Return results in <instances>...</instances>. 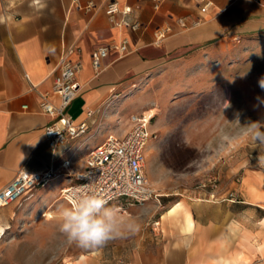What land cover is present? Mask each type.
<instances>
[{
	"label": "crops",
	"instance_id": "crops-1",
	"mask_svg": "<svg viewBox=\"0 0 264 264\" xmlns=\"http://www.w3.org/2000/svg\"><path fill=\"white\" fill-rule=\"evenodd\" d=\"M116 1L120 7L131 6L129 19L141 23L138 29L113 26L104 12L108 0H0V188L20 169H60L70 153L82 151L85 156L105 138H99L102 133L118 134L120 120L112 122V110L115 105L121 110L125 100L116 104L117 98L140 77L170 67L194 48L226 34L264 30V0H211L207 10L196 0H159L157 7L154 0ZM179 17L190 26L182 28ZM195 20L199 22L191 25ZM165 25L172 30L161 44H154V30ZM123 38L130 51L109 50L96 72L93 50ZM71 45L79 48L73 57L82 66L77 95L67 111L75 123L85 122L89 132L52 152L44 133L51 118L38 100L51 88L60 53ZM65 183V177L57 175L21 199L27 200L23 208L1 206L0 234L9 232L13 220L29 206L38 209L49 200H61ZM262 190V179L250 174L239 186L236 202L176 200L150 216L148 223L159 219L156 233L148 226L138 228L73 257H49L44 264H264Z\"/></svg>",
	"mask_w": 264,
	"mask_h": 264
},
{
	"label": "rangeland",
	"instance_id": "rangeland-1",
	"mask_svg": "<svg viewBox=\"0 0 264 264\" xmlns=\"http://www.w3.org/2000/svg\"><path fill=\"white\" fill-rule=\"evenodd\" d=\"M184 55L170 67L140 77L116 100V104L125 100L121 110L115 105L110 117L121 122L118 134L129 128L132 112L153 114L145 171L163 194V207L150 201L144 208L121 202L109 205L119 210L125 224L120 236L104 244L134 232L126 227L129 222L139 229L151 228L150 216L176 200H223L230 192L238 197L239 186L250 174L264 182V89L258 83L264 77V30L226 34ZM85 156L82 151L70 153L71 167H81ZM26 201L10 205L21 209ZM61 205L67 206L62 200H49L38 209L29 206L15 218L9 232L0 234V262L44 264L49 257L60 260L91 249L77 247L59 231Z\"/></svg>",
	"mask_w": 264,
	"mask_h": 264
},
{
	"label": "built area",
	"instance_id": "built-area-1",
	"mask_svg": "<svg viewBox=\"0 0 264 264\" xmlns=\"http://www.w3.org/2000/svg\"><path fill=\"white\" fill-rule=\"evenodd\" d=\"M159 0H154L157 7ZM202 10H207L211 0H196ZM104 12L113 26L138 29L141 23L130 20L131 6L120 7L116 0H108ZM195 20L191 25L197 24ZM177 23L186 28L190 26L184 18H177ZM172 30L170 25L157 27L153 32V43L159 45ZM117 50L120 54L130 51L126 38L111 44L96 47L91 54L94 70L98 72L109 50ZM79 48L71 45L60 53L54 68L51 88L39 95V105L51 120L44 128L45 137L52 152L65 147L70 139L84 134L87 130L85 122L75 123L67 109L77 95V74L81 70V61L73 57ZM26 75V74H25ZM27 77V75H26ZM143 110L129 116V128L122 134L109 133L105 138L92 147L86 154L80 170L71 167V159L60 162V169L48 167L39 171L18 170L13 178L0 188V207L21 200L31 194L38 187L48 184L55 176L63 175L66 183L60 187L59 195L67 206L84 194H94L107 201V205L125 204L144 205L154 202L163 207L158 192L149 182L145 171V151L152 135V112ZM236 202L233 192L225 198ZM117 206V205H116ZM159 219L151 221L154 233L159 230Z\"/></svg>",
	"mask_w": 264,
	"mask_h": 264
},
{
	"label": "clouds",
	"instance_id": "clouds-1",
	"mask_svg": "<svg viewBox=\"0 0 264 264\" xmlns=\"http://www.w3.org/2000/svg\"><path fill=\"white\" fill-rule=\"evenodd\" d=\"M258 83L264 89V77ZM106 205L107 201L94 194L81 195L69 206L61 205L57 209L59 231L70 243L83 249L103 245L120 236L125 222L119 218L118 209ZM126 227L131 231L138 229L131 222Z\"/></svg>",
	"mask_w": 264,
	"mask_h": 264
},
{
	"label": "bare ground",
	"instance_id": "bare-ground-1",
	"mask_svg": "<svg viewBox=\"0 0 264 264\" xmlns=\"http://www.w3.org/2000/svg\"><path fill=\"white\" fill-rule=\"evenodd\" d=\"M1 237V236H0Z\"/></svg>",
	"mask_w": 264,
	"mask_h": 264
}]
</instances>
